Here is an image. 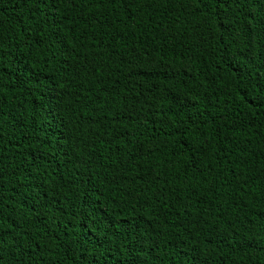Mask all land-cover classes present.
Wrapping results in <instances>:
<instances>
[{
	"label": "trees",
	"instance_id": "trees-1",
	"mask_svg": "<svg viewBox=\"0 0 264 264\" xmlns=\"http://www.w3.org/2000/svg\"><path fill=\"white\" fill-rule=\"evenodd\" d=\"M0 264H264V0H0Z\"/></svg>",
	"mask_w": 264,
	"mask_h": 264
},
{
	"label": "snow or ice",
	"instance_id": "snow-or-ice-1",
	"mask_svg": "<svg viewBox=\"0 0 264 264\" xmlns=\"http://www.w3.org/2000/svg\"><path fill=\"white\" fill-rule=\"evenodd\" d=\"M121 3L127 5V4H130V3H136L137 0H120ZM199 3L200 4H205L207 3V0H199Z\"/></svg>",
	"mask_w": 264,
	"mask_h": 264
}]
</instances>
